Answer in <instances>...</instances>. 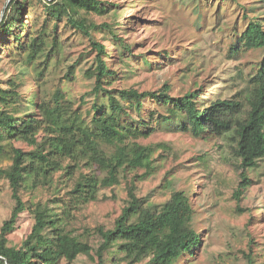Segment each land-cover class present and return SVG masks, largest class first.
Listing matches in <instances>:
<instances>
[{
  "label": "trees",
  "instance_id": "obj_1",
  "mask_svg": "<svg viewBox=\"0 0 264 264\" xmlns=\"http://www.w3.org/2000/svg\"><path fill=\"white\" fill-rule=\"evenodd\" d=\"M155 1L137 0L129 7H153L151 3ZM172 1L174 6L179 4L178 10L192 6L197 15L195 28H201L207 19L203 15L207 11L204 0ZM235 1L247 24L244 29L235 26L232 36L221 40L224 44L220 41L224 60H238L250 51H260V56L249 70L233 65L218 72V95L210 90L212 83L207 89L198 82L185 93L174 95L167 83L157 90L144 91L115 86L122 78L118 65L124 64V73L134 74L138 68L130 62L132 57L150 70L161 68L165 61L167 65L178 59L186 61L191 57L188 53H198L206 47L202 32L201 38L196 36L197 42H184L189 46L181 44L177 50L174 46L164 47L154 57L144 52L136 56L134 45L123 34L125 14L119 15L117 2L49 0L42 8L45 23L35 32L34 27L30 30V21H25L28 0H11L0 22V34L4 42L15 40L18 50L25 52V59L19 61L22 66L32 64L47 49L46 29L50 22H54L55 30L64 23L90 39L96 55L85 75L93 80L90 94L96 101L87 110L88 119L81 106L76 107L61 91L42 101L34 87L23 94L18 78H8L7 86L0 84V151L6 143L15 141L37 146L36 151H25L13 145L12 164L0 170V176L9 179L14 201L10 217L0 227V264H73L82 254L94 256L96 264L119 259L137 264L145 258H150L152 264H177L185 254H195L202 238L194 227L200 221L190 200L194 190H173L171 197L158 206L144 204L145 199L137 195L135 183H131L127 204L112 226L98 224L78 232L73 223L79 210L98 200L102 188L120 182L122 171L143 168L146 175L154 172L155 146L139 141L155 130L147 120L148 102L164 107L166 112L160 119L176 123L183 132L197 138H231L241 171L237 191L248 187V170L264 158V16L256 7ZM108 14L114 15L110 21L95 19V15ZM103 39L111 43L113 52H109ZM59 46L55 32L50 50L58 51ZM69 68L74 73V66ZM84 166L89 170L85 171ZM59 170L72 181L65 197L55 198L52 203L24 201L23 188L50 185ZM26 216L32 220L30 229L19 245H13L9 234L18 230ZM247 260L248 264L256 263L253 254H248Z\"/></svg>",
  "mask_w": 264,
  "mask_h": 264
},
{
  "label": "rangeland",
  "instance_id": "obj_2",
  "mask_svg": "<svg viewBox=\"0 0 264 264\" xmlns=\"http://www.w3.org/2000/svg\"><path fill=\"white\" fill-rule=\"evenodd\" d=\"M47 1L49 0H28L24 15L25 21H30L33 25L30 30L34 27L37 32L43 27L46 16L42 8ZM101 1L120 4L119 15L125 14L123 24L126 31L123 34L134 45L136 56L144 52L154 57L164 47L174 46L177 50L181 44L189 46L183 45L184 42L188 39L197 42L199 39L196 38L199 37L196 36L200 35L201 38L202 33L207 41L206 47L198 53H188L191 56L188 60L178 59L167 65L165 59L159 58L165 63L161 68L152 70L132 57L130 62L138 69L134 74L124 73V64H119L122 78L115 83L119 88L157 90L167 83L172 88V94L180 95L198 82L205 84L207 89L212 83L210 90L218 95V72L233 65L249 70L260 56V51H250L241 55L238 60H224L225 51L221 40L228 35L232 36L235 26L244 29L247 24L242 19V9L235 0H204L207 11L203 15L207 19L202 21L201 28H195L194 20L197 15L192 12V6L178 10L179 4L174 6L172 0H157L151 3L154 4L153 7L139 5L136 8L129 6L137 0ZM238 1L247 7H256L264 16V0ZM10 2L11 0H0V22ZM112 17L113 14L95 15L99 22L110 21ZM221 25L223 31L218 29ZM46 32L47 49L27 66L19 63L25 59V52L18 50L15 40L4 42L5 37L0 34V84L7 86L8 78H18L19 90L23 94L29 92L30 87H34L39 91L42 101L54 98L55 92L61 91L76 107L81 106L89 119L87 110L96 98L90 94L94 84L85 75V71L91 66L96 51L85 34L64 23H60L55 30L54 22H50ZM55 32L60 46L58 51H51ZM102 41L108 44L109 52H113L111 43L106 39ZM195 53L198 55H194ZM71 65L74 66V73L69 72ZM232 70L235 72L234 68ZM71 74L73 77H70ZM147 104V120L155 130L150 137L139 141L155 146L154 172L146 175L143 168H127L122 171L118 184L102 188L98 200L88 203L76 213L73 228L83 232L87 226H112L127 204L131 183H135L137 195L145 199L144 204L153 203L158 206L171 197L173 190L189 193L194 190L190 200L196 209V218L200 219L195 222L194 227L201 234L202 243L193 256L185 254L177 264H248V254H253L255 264H264V158L258 161L256 167L248 170L250 184L239 193L237 189L239 190L241 171L236 165L232 145L234 142L231 138L226 135L197 138L178 129L174 122L162 121L160 118L166 112L164 107L154 102ZM161 143L167 147L158 148L157 145ZM13 145L25 151L37 150L36 145L23 141L6 143L0 151V170L12 164ZM84 170L88 171L89 168L84 166ZM97 172L105 175L99 170ZM71 183L64 171L59 170L55 172L50 185L25 187L21 190V195L28 204L48 201L52 203L55 198L67 195ZM13 205L9 179L0 176V227L3 220L10 217ZM31 223L28 216L21 219L18 230L9 234L11 244H20ZM73 264H96V259L94 256L82 254ZM110 264L127 262L119 259ZM137 264L152 263L150 258H145Z\"/></svg>",
  "mask_w": 264,
  "mask_h": 264
}]
</instances>
